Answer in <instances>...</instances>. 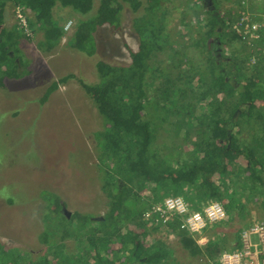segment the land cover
Masks as SVG:
<instances>
[{
    "label": "trees",
    "instance_id": "obj_1",
    "mask_svg": "<svg viewBox=\"0 0 264 264\" xmlns=\"http://www.w3.org/2000/svg\"><path fill=\"white\" fill-rule=\"evenodd\" d=\"M8 1L34 13V21L28 18V28L31 31L36 24L42 28L43 38L38 46L43 51L58 45L64 34L51 13L57 1L82 14L93 6V0H0V24H3ZM125 1L133 11L141 5L143 9L133 18L138 46L136 50L128 48L129 63L113 64L100 59L94 64L95 82L77 78L102 116L103 128L93 132V136L97 167L101 170L107 168L100 186L108 199V209L99 219L78 211L68 218L59 210L64 208L65 202L58 201L56 195L52 198L59 206V226L55 231L61 229V240L73 235L78 252H66L63 248L61 251L62 244L54 241L49 257L29 259V264H176L170 259L171 249L160 239L150 238L149 223L142 217L143 211L151 203L162 200L163 195H179L192 208L218 200L229 219L232 211L243 210L247 202L256 203L264 210V63L261 58L255 66L229 60L230 71L226 72L223 66L226 61L219 63L207 45L214 34L221 42L225 31L230 32L234 16L224 18L215 8L200 11L201 6L206 7L202 0H178L185 5L179 11L180 24L194 32L189 36L192 46L207 52L206 65L194 72L204 87L197 91L193 75L179 74L175 81L163 76L166 66H157L156 56L169 58L181 51L183 57L187 55V44L181 39L184 38L183 32L177 31V38L172 40L165 32L168 10L163 2L174 0H145L144 5L141 0ZM211 1L213 5L217 4L216 0ZM246 2L250 9H254L257 3L264 8V0ZM121 9L117 0H99L92 16L75 23L68 45L93 55L97 49L94 33L104 24L117 27ZM189 9L195 14L192 20L196 24H191V16L183 18L190 14ZM200 12L205 15H199ZM23 30L20 27L14 32L0 31V87L4 86L6 78H19L28 73L19 70L23 59L16 47L19 38L25 36ZM262 33L260 44H264V30ZM238 37L230 33L227 43H233ZM177 60V67H182L181 59L177 57ZM183 67L192 69L186 63ZM70 77L74 74L52 81L40 96V102H46L59 84ZM160 77L163 80L157 84L155 96L147 95V79ZM171 96L181 100L180 113L178 109L165 108ZM187 98L194 101H187ZM198 106L202 108L200 113L195 111ZM173 114L176 116L175 121H170L173 137L182 129L183 137L192 134L195 138L187 152L178 156L180 152L177 151L176 157L169 153L160 154V145L155 142L160 125L168 120L167 115ZM140 190L149 191L146 199H141ZM0 199L6 204L12 203L10 197L1 193ZM179 222L178 216L172 219L167 231L179 237L189 256L215 262L227 250L216 238L201 246L195 237L179 228ZM93 223L104 225V232ZM38 239L48 242V237ZM238 246L239 237L231 249Z\"/></svg>",
    "mask_w": 264,
    "mask_h": 264
},
{
    "label": "rangeland",
    "instance_id": "obj_2",
    "mask_svg": "<svg viewBox=\"0 0 264 264\" xmlns=\"http://www.w3.org/2000/svg\"><path fill=\"white\" fill-rule=\"evenodd\" d=\"M117 1L122 6L120 22L117 27L104 24L96 30L94 35L97 49L93 55L89 56L71 48L67 41L75 23L95 13L99 0H93L92 8L84 14L69 6L61 5L59 1L54 4L51 13L57 24L63 26L68 20H72L73 24L69 31L64 32L58 45L49 51H43L38 46V42L43 38V30L37 24L30 34L26 35L24 32L25 36L19 38L16 47L18 55L23 59V66L19 70L24 69L28 73L19 78H6L4 86L0 87V193L12 200V203L6 204L0 199V264H29V259L34 261L41 256L49 257L54 241L62 244L59 247L61 251L63 248L66 252H78L73 235L61 240L59 236L61 229L55 231L59 226L57 212L59 206L52 198L59 196L58 201L65 202L64 209L59 210L68 218L78 211L89 213L93 219H99L108 209V199L100 186L102 178L107 175V168L103 167L101 170L97 167V151L94 149L96 140L93 136V132L103 128L102 116L82 90L77 78L88 83L95 82L97 79L94 64L97 60L127 64L130 61L128 48L137 49L138 37L132 22L135 16L141 14L142 5L137 11H133L129 2ZM216 1V5H213L212 1L213 8L211 5L201 6L200 11L215 8L224 18L234 16L232 30L230 29L228 33L225 31L221 36V42L218 43L220 56H216L219 63L226 61L223 65L226 72L230 71L229 60L255 66L261 58L264 63V44H260L262 38L258 41L246 42L238 37L233 43H227L230 33L238 36L235 19L239 14L253 15L261 24L260 33L263 36V5L257 3L254 9H250L246 0ZM141 2L145 4V0ZM16 6L11 1L6 2L2 26L6 32L23 28L22 21L17 17ZM163 6L168 10L165 32L168 33L169 40L176 39V32L182 31L184 38L182 36L181 39L187 44L188 50L185 57L183 51L173 54L174 58L173 55L169 58L164 55L156 56L159 63L157 66H166L163 76L171 80H178L179 74L191 77L193 75L195 90L200 91L204 87L198 82L194 72L206 65L207 52L206 50L201 52L192 46L189 36L194 35V32L184 29L180 24L179 11L185 6L183 2L178 0L163 2ZM17 8L27 25L28 18L34 21L32 11L22 6ZM188 12L190 14H186L183 18L187 19L191 16V20L194 19L195 14L192 10L189 9ZM202 14L205 15L203 12L199 13ZM191 24L196 23L192 20ZM211 38L219 40L215 34ZM213 43V47L208 48L214 55L213 49H216V43L214 41ZM177 57L183 62L182 67H177L176 64L179 62L176 61ZM184 63L192 66V69L184 68ZM227 64L229 66H226ZM70 73L74 74V77L60 83L59 87L49 95L48 100L41 103L40 96L43 95L46 87L52 81ZM162 80L163 77L148 78L147 95L155 96V88ZM189 100L192 101L193 98H187V101ZM180 102L179 98L175 96L172 99L171 96L165 108H171L172 111L178 109L180 113L182 109ZM258 102L263 103L260 100ZM195 111L200 113L202 108L198 106ZM154 112L157 113L156 110ZM167 117L168 120L160 125L155 142L160 145V154L169 153L176 157L175 153L179 151L178 156H182L195 138L192 134L188 138L183 137L182 129L173 137L170 121H175L176 116L173 114ZM148 192L140 190L138 194L143 200L146 199ZM166 196L172 195H163V198ZM230 216L231 219L226 216L223 221L207 225L201 233L204 241L200 245L203 246L207 241L216 238L227 248L225 251H228L246 226L255 222L264 224V210L253 202H247L241 211L235 209ZM93 226H100L103 232L105 230L102 224L93 223ZM150 226L153 225L147 226L150 238L164 242L171 249L170 259L176 264H217L219 257L215 262H209L200 256H189L182 248L179 237L175 233L168 232L167 227L162 225L153 229ZM39 237H48V242H41ZM54 250L56 251L55 248Z\"/></svg>",
    "mask_w": 264,
    "mask_h": 264
},
{
    "label": "built area",
    "instance_id": "obj_3",
    "mask_svg": "<svg viewBox=\"0 0 264 264\" xmlns=\"http://www.w3.org/2000/svg\"><path fill=\"white\" fill-rule=\"evenodd\" d=\"M17 17L22 21L24 32L30 34L26 20L16 8ZM22 17V18H21ZM235 29L243 41H258L261 38V24L251 14H239L235 19ZM72 20L63 25L65 32L72 27ZM21 25V24H20ZM262 40V39H261ZM180 218L179 228L201 241L202 231L210 223L223 221L226 211L218 200L209 201L199 208H192L181 196H166L160 201L151 203L142 213L149 225L168 227L175 217ZM239 246L224 251L219 255L217 264H264V224L255 222L240 232ZM200 244V243H199Z\"/></svg>",
    "mask_w": 264,
    "mask_h": 264
},
{
    "label": "flooded vegetation",
    "instance_id": "obj_4",
    "mask_svg": "<svg viewBox=\"0 0 264 264\" xmlns=\"http://www.w3.org/2000/svg\"><path fill=\"white\" fill-rule=\"evenodd\" d=\"M203 4L205 5V6H208V5H211L212 4V1L211 0H203ZM18 6H16V8H17ZM20 7V6H19ZM211 7L213 8V6L211 5ZM1 26H0V31H1V29H2V26H3V24H0ZM24 31V30H23ZM213 41L216 43V49H213L214 51H215V55H217V56H220V52H219V47H218V43H219V40L217 41V40H213V38H209L208 39V41H207V45H208V47L209 46H211V47H213ZM215 46V45H214ZM62 209H64V208H62Z\"/></svg>",
    "mask_w": 264,
    "mask_h": 264
},
{
    "label": "crops",
    "instance_id": "obj_5",
    "mask_svg": "<svg viewBox=\"0 0 264 264\" xmlns=\"http://www.w3.org/2000/svg\"><path fill=\"white\" fill-rule=\"evenodd\" d=\"M262 31H263V29H262ZM262 37H263V36H262ZM203 241H204V238H202L201 241H200L199 243H202Z\"/></svg>",
    "mask_w": 264,
    "mask_h": 264
},
{
    "label": "clouds",
    "instance_id": "obj_6",
    "mask_svg": "<svg viewBox=\"0 0 264 264\" xmlns=\"http://www.w3.org/2000/svg\"><path fill=\"white\" fill-rule=\"evenodd\" d=\"M62 28H63V26H62ZM64 31V30H63ZM65 32V31H64Z\"/></svg>",
    "mask_w": 264,
    "mask_h": 264
},
{
    "label": "water",
    "instance_id": "obj_7",
    "mask_svg": "<svg viewBox=\"0 0 264 264\" xmlns=\"http://www.w3.org/2000/svg\"><path fill=\"white\" fill-rule=\"evenodd\" d=\"M1 26V25H0Z\"/></svg>",
    "mask_w": 264,
    "mask_h": 264
}]
</instances>
